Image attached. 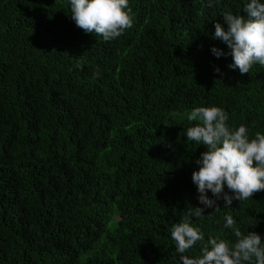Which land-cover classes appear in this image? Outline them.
I'll use <instances>...</instances> for the list:
<instances>
[{
	"label": "trees",
	"instance_id": "16d2710c",
	"mask_svg": "<svg viewBox=\"0 0 264 264\" xmlns=\"http://www.w3.org/2000/svg\"><path fill=\"white\" fill-rule=\"evenodd\" d=\"M244 3L128 0L133 26L106 42L69 0H0V264H182L170 230L204 208L191 175L206 151L186 114L220 107L264 134V67L211 52H229L214 23ZM216 203L191 221L204 242L235 240L227 215L264 240V190Z\"/></svg>",
	"mask_w": 264,
	"mask_h": 264
},
{
	"label": "clouds",
	"instance_id": "9594fccd",
	"mask_svg": "<svg viewBox=\"0 0 264 264\" xmlns=\"http://www.w3.org/2000/svg\"><path fill=\"white\" fill-rule=\"evenodd\" d=\"M69 3L70 18L75 25L106 42L117 39L133 26L128 0H69ZM243 13L225 11L222 19L226 29L220 22L214 23L213 38L221 40L229 52L216 47L211 52L217 58L230 55L232 63L228 67L246 74L255 64L264 67V2L246 0ZM98 75V71L93 73L94 77ZM186 119L191 124L185 128L187 141L206 146L195 161L198 170L191 175L199 193L198 201L204 208L219 211L217 200L222 199L224 207H230L233 200H248L264 190V134L258 131L250 138L243 124L230 127L228 113L216 106L195 107L186 114ZM208 191L215 199L206 195ZM204 208L187 207L180 221L171 226V238L182 264H264V240L255 231L242 232L231 215L225 216V227L232 230L235 240L209 236L204 242L201 228L191 222L193 217L204 218ZM198 242L199 254L186 255Z\"/></svg>",
	"mask_w": 264,
	"mask_h": 264
}]
</instances>
